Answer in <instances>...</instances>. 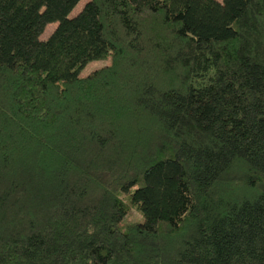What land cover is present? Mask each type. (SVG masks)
I'll return each mask as SVG.
<instances>
[{
	"label": "trees",
	"instance_id": "16d2710c",
	"mask_svg": "<svg viewBox=\"0 0 264 264\" xmlns=\"http://www.w3.org/2000/svg\"><path fill=\"white\" fill-rule=\"evenodd\" d=\"M79 1L0 0V264H264V0Z\"/></svg>",
	"mask_w": 264,
	"mask_h": 264
},
{
	"label": "rangeland",
	"instance_id": "374dc122",
	"mask_svg": "<svg viewBox=\"0 0 264 264\" xmlns=\"http://www.w3.org/2000/svg\"><path fill=\"white\" fill-rule=\"evenodd\" d=\"M88 0H80L77 5L73 8V10L70 12L69 16H74L75 14H77V12H79L81 10V8L83 7V5L87 2ZM57 26L56 22L53 23H48L44 29V31L42 32V34L40 35L41 39H46L51 33L52 31L55 29V27ZM110 62V58H106L105 60H92L90 62H88L81 70L79 75L80 76H86L87 74H89L92 70L99 68L107 63ZM125 199V198H123ZM129 212L128 214L125 216V221H137V220H141V215L139 213V211L133 206L130 205L129 206Z\"/></svg>",
	"mask_w": 264,
	"mask_h": 264
}]
</instances>
